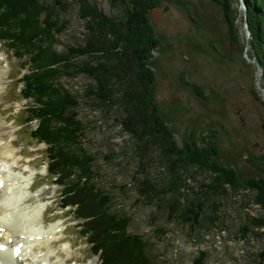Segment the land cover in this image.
I'll return each instance as SVG.
<instances>
[{"label": "rangeland", "instance_id": "374dc122", "mask_svg": "<svg viewBox=\"0 0 264 264\" xmlns=\"http://www.w3.org/2000/svg\"><path fill=\"white\" fill-rule=\"evenodd\" d=\"M9 1L0 0V6L8 7L6 2ZM97 2L105 12L114 13L109 0ZM152 5L145 26L139 28L137 35L145 42L148 40V46L155 45L149 49V68L154 78L161 121L166 128L173 129L180 146L187 149L199 146L201 151L206 149L216 166L217 176H228L236 189L242 191H229V197L222 198L225 203L222 227L207 228L203 225L192 228L188 223L163 214L156 204L138 197L134 189L137 182L132 177L136 159L128 154L132 151L127 143L131 138L123 133L110 113L107 120H103L105 112L87 100L90 78L82 74L63 76L59 82L80 102L79 117L87 127L80 143L95 157L94 176L97 178L94 183L104 189L119 190L120 194L113 196L115 210L130 215V232L150 239L152 252L155 257L160 256L157 260L160 259L161 264H191L198 255H204L201 259L204 264H264V227H256L249 222L252 217H260L264 213L262 206L255 203L256 200L264 205V94L259 86L258 66L250 61L257 60L253 56L251 34L246 50L244 23L247 16L249 26L248 7L244 0H153ZM15 7L18 8L19 4ZM3 10L4 7L0 9ZM61 17L67 21L62 23L63 31L51 43L58 51L81 43L84 37V20L79 17L73 1L61 11ZM81 59L84 60L83 57L78 58L79 61ZM7 60L9 68H6L4 88L12 89L17 96L16 88L21 84H7L11 82L9 77L18 74L23 64L5 45L0 44L1 65L6 66ZM13 63H18V70L14 69ZM35 70L32 67L29 72ZM25 71L28 72L27 69ZM261 80L263 82V74ZM21 103L23 101L10 102L7 106L17 111ZM7 115L0 114V121L6 123L3 126L5 130L10 126L15 131V123L6 120L15 115ZM16 122L21 121L17 119ZM5 137L9 138L10 134L6 132ZM124 147H128V156L119 158L118 154ZM26 148L36 150L38 146L30 148L26 143ZM68 148L63 149L67 151L61 155L63 159L70 152L71 148ZM35 153L29 159H33ZM149 161L152 166H146L151 175H161L162 166ZM39 167L40 175H43L44 167L40 164ZM192 174L197 180H190L189 185L197 189L200 182L211 180L203 179L207 174ZM49 182L51 198L60 190L53 187L51 180ZM125 182L131 183L123 189L120 185ZM249 186L253 188L243 189ZM40 191L46 192L45 189ZM83 207L87 208L86 205ZM57 213L64 215L61 210ZM46 217V223L54 220L49 215ZM67 219L71 220L66 222L68 227L60 237L65 243L59 245L64 246L66 241H71L74 245L72 260L79 258L82 259L81 264L91 263L98 257H91L94 251L81 240L80 229L72 220L74 217ZM56 224L62 222L58 220L49 226ZM243 224L251 227L246 236L241 232ZM92 236L94 239L96 235ZM98 264H101L99 258Z\"/></svg>", "mask_w": 264, "mask_h": 264}, {"label": "trees", "instance_id": "16d2710c", "mask_svg": "<svg viewBox=\"0 0 264 264\" xmlns=\"http://www.w3.org/2000/svg\"><path fill=\"white\" fill-rule=\"evenodd\" d=\"M70 1L84 20V37L81 43L58 51L51 43L63 31L62 23L67 20L61 17V11L66 10ZM152 1L109 0L114 13L105 12L97 0H10L6 2L8 7L0 6L1 10L4 7V12L0 11V40H8L12 49L32 52V63L42 68L30 79L32 90L43 95L42 105L33 108L42 122L37 135L44 140L55 136L56 142L71 147L74 155L68 163L82 174L78 184L65 189L63 198L76 205L78 213L88 219L86 233L96 235L91 241L97 250H102L104 264H161V260L153 254L150 239L130 232V215L115 210L113 196L120 194L119 190L95 185V157L80 143L87 133L79 117L80 102L59 83L61 77L82 74L90 78L87 100L105 112L103 120H107L110 113L123 133L131 138L132 142L127 143L132 151L124 147L118 155L122 158L129 154L136 159L132 177L137 182L134 189L138 197L156 204L163 214L192 228L222 227L225 223L222 198H228L229 191H242L236 189L228 176H217L216 166L206 149L180 146L173 129L166 128L161 121L149 68V49L155 45L148 46V40L145 42L137 35L153 8ZM244 1L248 7L253 56L263 67L264 85V0ZM82 57L84 60L79 61ZM149 160L162 166L159 177L152 176L148 170L146 165L152 166ZM194 172L207 174L203 179L211 180L200 182L197 189L189 185L190 180H197ZM72 173L69 172V176ZM130 183L120 186L125 189ZM255 203L262 206L264 212L263 202L255 200ZM249 222L263 228L264 213ZM250 231V225L243 224V235ZM203 258L204 255H198L191 264H204Z\"/></svg>", "mask_w": 264, "mask_h": 264}, {"label": "bare ground", "instance_id": "6f19581e", "mask_svg": "<svg viewBox=\"0 0 264 264\" xmlns=\"http://www.w3.org/2000/svg\"><path fill=\"white\" fill-rule=\"evenodd\" d=\"M4 79L5 70L0 65V91ZM2 136L0 130V264H81L79 258L70 261L74 253L71 242L56 244L63 240L59 225L47 227L44 211L51 203L45 206L30 194L36 172L32 161L16 157L11 142ZM21 163L29 166L23 168ZM44 174L52 179L49 171ZM38 192L41 196L45 193ZM89 264H98V259Z\"/></svg>", "mask_w": 264, "mask_h": 264}, {"label": "water", "instance_id": "95a60500", "mask_svg": "<svg viewBox=\"0 0 264 264\" xmlns=\"http://www.w3.org/2000/svg\"><path fill=\"white\" fill-rule=\"evenodd\" d=\"M244 7V6H243ZM248 20H247V16H246V18H245V23H244V29H245V33H246V50L248 49V47H249V38H250V34H251V31H250V29H249V26H248ZM250 61H253V62H255L256 64H257V66H258V70H259V86H260V88H261V90H262V93L264 94V86H263V84H262V80H261V78H262V74H263V70H262V66H260V64H259V62L257 61V60H255V59H251Z\"/></svg>", "mask_w": 264, "mask_h": 264}]
</instances>
